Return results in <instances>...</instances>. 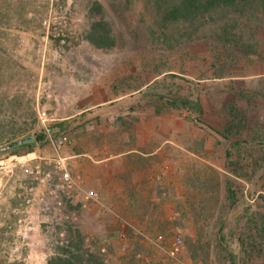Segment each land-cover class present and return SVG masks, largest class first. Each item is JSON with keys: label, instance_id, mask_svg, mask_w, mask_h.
I'll list each match as a JSON object with an SVG mask.
<instances>
[{"label": "rangeland", "instance_id": "obj_1", "mask_svg": "<svg viewBox=\"0 0 264 264\" xmlns=\"http://www.w3.org/2000/svg\"><path fill=\"white\" fill-rule=\"evenodd\" d=\"M166 1L177 0H0V147L35 139L31 149L0 156V264H47L70 226L106 264H229L217 235L230 241L246 208L264 210V178L250 176L258 151L234 152L242 159L235 173L224 149L247 139L235 128L226 134L236 123L232 108L238 117L245 110L249 120L259 116L264 128V60L227 49L207 29L194 37L164 25ZM250 19L247 31L264 42V15ZM97 21L109 25L113 48L87 41ZM132 150L156 151L143 162L144 186L130 188L133 203L99 199L82 209L57 186L63 162L83 189L95 191L92 172L106 176L109 167L123 177L130 164L125 155L96 161ZM228 187L237 193L234 205ZM176 238L171 259L166 251Z\"/></svg>", "mask_w": 264, "mask_h": 264}, {"label": "trees", "instance_id": "obj_2", "mask_svg": "<svg viewBox=\"0 0 264 264\" xmlns=\"http://www.w3.org/2000/svg\"><path fill=\"white\" fill-rule=\"evenodd\" d=\"M94 10L100 11L98 3H95ZM161 15L164 25L176 24L184 30L191 29L194 37H197L201 30L207 29L212 31L215 38L227 49H235L242 56H257L264 60V54L260 49L264 42L260 43L255 38V33L247 31L251 26L250 18L259 19L264 15V0H177L170 3L166 1L165 6L161 9ZM247 34L249 36L246 38ZM86 39L97 49H109L115 46L114 39L110 37L109 25L103 21H97L90 26ZM234 91L236 94L243 90L236 88ZM180 101L184 106L189 104L187 99ZM192 104L191 110L201 111L199 102ZM170 108H177V104L170 102ZM236 110L234 107L231 111L235 116L236 123L229 127L226 134L229 135L235 128L238 134L244 132L247 139H236L230 145L227 143L224 148L225 157L236 173L235 169L238 168L242 159L235 157L233 153L239 154L248 147L257 150L258 155L253 159L250 176L260 174L264 178V128L261 120L259 116L249 120L246 110L238 117L239 114ZM239 112L242 111L239 110ZM155 113L161 114L162 110L156 109ZM65 122L58 123L54 128L63 127ZM54 130L52 132L59 134L60 131ZM46 137L47 134L43 131L40 136H37L36 141L41 144L47 140ZM226 138L228 137L226 136ZM225 140L229 141V138ZM23 147L33 148V146ZM15 150L13 151L15 152ZM260 198L264 201V196ZM227 199L231 205L237 201V193L231 187L227 188ZM72 228L70 226L68 230L67 243L58 248V251L47 260V264H106L98 251H90L85 248L81 233ZM229 238L230 241L221 232L217 235V242L225 251L229 264H251L255 256L264 258V210L246 208L243 224L235 229L234 233L230 231Z\"/></svg>", "mask_w": 264, "mask_h": 264}, {"label": "crops", "instance_id": "obj_3", "mask_svg": "<svg viewBox=\"0 0 264 264\" xmlns=\"http://www.w3.org/2000/svg\"><path fill=\"white\" fill-rule=\"evenodd\" d=\"M104 112V110H103ZM63 121H67V119L62 120ZM156 154V151L154 152H150L148 154L145 153H141L138 152L136 150H132V151H128L126 153H120L118 155H114V156H108L104 159H100L98 161H96L97 164H101L103 162H108L110 161L112 158L114 157H118V156H129V167L127 169H123V177H119V171L120 170H113L114 174H118V177H112L111 175V169L108 167L106 169V173L107 175H104V171L103 170H98L95 172H92L95 175V182L93 183V188L95 189V191L97 192V194L99 195V199L101 200V202H103L104 204H128V203H133L134 200H132L134 193H132L130 188H133L134 190L140 188L141 186L143 187L145 182L143 181V184L141 185L142 181H139L140 178V173L145 174L146 169L143 166V162H145V158L147 156H152ZM108 165V163H106ZM119 168V167H117ZM114 169H116V166H114ZM120 178V179H119ZM111 179L113 180H117V181H121V183H117V181H115L114 184H111ZM127 182V183H124ZM124 188H128L130 190H125Z\"/></svg>", "mask_w": 264, "mask_h": 264}, {"label": "built area", "instance_id": "obj_4", "mask_svg": "<svg viewBox=\"0 0 264 264\" xmlns=\"http://www.w3.org/2000/svg\"><path fill=\"white\" fill-rule=\"evenodd\" d=\"M66 137L63 136L61 138L62 142L66 141ZM61 183L57 185L59 188H61L62 192L66 195L67 199H71L70 201L72 202L73 200H77V203L80 205L82 209H86L89 205L91 204H98L99 201V195L97 194L96 191L92 189H83L79 181H76L72 178L71 174L69 171L66 169L65 164L62 162L61 166ZM48 191L50 194L53 195L54 198V204L56 205V208L60 209L62 206V201L61 198L58 196L56 189H51L48 187ZM75 192V195H70L71 192ZM60 236L62 237V244H64L63 241V236L64 233H60ZM156 240L155 242H157ZM181 243L180 238H176L173 242V247L169 249L167 254L171 257V259L176 258V253L178 250V246ZM184 264V263H180Z\"/></svg>", "mask_w": 264, "mask_h": 264}, {"label": "water", "instance_id": "obj_5", "mask_svg": "<svg viewBox=\"0 0 264 264\" xmlns=\"http://www.w3.org/2000/svg\"><path fill=\"white\" fill-rule=\"evenodd\" d=\"M191 121L195 124H199V120L192 117L191 118ZM209 130L214 133L215 135L219 136V134L217 133V131H215L214 129L212 128H209ZM35 143V139L33 136H27V137H24V138H21V139H18L16 141H13L11 143H8L7 145H4L2 147H0V156L2 155H6L8 154L9 152L15 150V149H18L20 147H23V146H30L32 144Z\"/></svg>", "mask_w": 264, "mask_h": 264}]
</instances>
